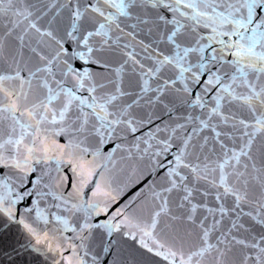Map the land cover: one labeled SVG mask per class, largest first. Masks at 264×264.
<instances>
[{
	"label": "snow or ice",
	"instance_id": "snow-or-ice-1",
	"mask_svg": "<svg viewBox=\"0 0 264 264\" xmlns=\"http://www.w3.org/2000/svg\"><path fill=\"white\" fill-rule=\"evenodd\" d=\"M0 264H264V0H0Z\"/></svg>",
	"mask_w": 264,
	"mask_h": 264
}]
</instances>
